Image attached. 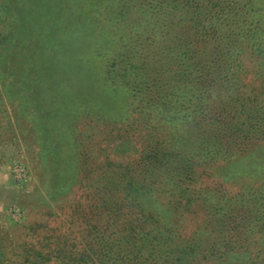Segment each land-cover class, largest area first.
Wrapping results in <instances>:
<instances>
[{
	"label": "trees",
	"instance_id": "16d2710c",
	"mask_svg": "<svg viewBox=\"0 0 264 264\" xmlns=\"http://www.w3.org/2000/svg\"><path fill=\"white\" fill-rule=\"evenodd\" d=\"M100 1L0 0V104L78 177L0 264H264V0Z\"/></svg>",
	"mask_w": 264,
	"mask_h": 264
},
{
	"label": "rangeland",
	"instance_id": "374dc122",
	"mask_svg": "<svg viewBox=\"0 0 264 264\" xmlns=\"http://www.w3.org/2000/svg\"><path fill=\"white\" fill-rule=\"evenodd\" d=\"M83 1H86L85 5H82ZM75 2L78 9L71 11L72 14L91 16L93 14L91 11L96 8L95 0H75ZM56 6L55 9L60 11L66 9L59 4ZM98 6L100 4H97ZM99 20L100 17L96 14L93 20L87 21L97 24ZM90 27L87 25L86 32L91 30ZM100 35L103 36L105 33ZM122 100L119 96L116 104L118 107L122 106ZM22 113L25 114L12 100L4 98L0 104V246L5 248L13 247L19 242V238L23 236L25 221L33 223L34 219H44L47 217L45 210L48 204L55 207L64 202L62 199L55 204L49 202L46 198L49 189L46 190L42 180L78 179L70 172L67 175L58 172L53 174L54 166H51L50 153L41 155L34 125ZM105 157V152L95 154V165L98 167L103 165L106 162ZM69 169L76 170L70 167ZM60 172H64V169L61 168ZM56 212L58 211L55 210Z\"/></svg>",
	"mask_w": 264,
	"mask_h": 264
}]
</instances>
